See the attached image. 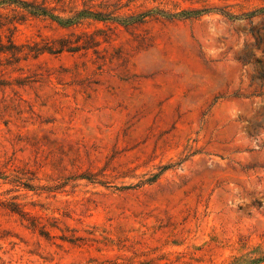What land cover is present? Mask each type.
<instances>
[{"label": "rangeland", "instance_id": "rangeland-1", "mask_svg": "<svg viewBox=\"0 0 264 264\" xmlns=\"http://www.w3.org/2000/svg\"><path fill=\"white\" fill-rule=\"evenodd\" d=\"M26 1L71 23L28 17L13 37L27 58L0 54V200L48 232L0 207V264H226L264 247V0ZM148 10L200 13L123 24Z\"/></svg>", "mask_w": 264, "mask_h": 264}, {"label": "trees", "instance_id": "trees-1", "mask_svg": "<svg viewBox=\"0 0 264 264\" xmlns=\"http://www.w3.org/2000/svg\"><path fill=\"white\" fill-rule=\"evenodd\" d=\"M7 11L11 14H8ZM56 11L57 10L55 8L46 6L45 3L39 5L35 1L29 2L26 0H0V31L9 33L5 36L7 38L6 42H3L2 36L0 35V54H5L6 52H8L16 61L26 59L27 54L22 53L23 48L15 44V41L13 39L18 25L23 24L28 17H46L60 25L71 23L70 19H63L55 13ZM151 11L152 10H148L136 15L126 16V20L123 21V24L132 25L143 23L148 19H158L159 16H162L166 19H174L177 18V16H182V19H192L196 18V16H198V14L200 13V11H195L197 13H193L194 11H182L181 13L171 14L166 13L165 11H161L163 12L162 15H158L156 13H152ZM84 12L90 13L93 16L92 18L97 21L106 20L104 17V13L94 14L91 11L85 10L83 12H79L77 15ZM222 14L225 16H230L228 13ZM254 16L255 13H251L250 17L252 18ZM76 24L78 23H75L74 25ZM240 60H242V62L246 64V61L241 58ZM253 80L264 85V65L263 70L257 76H255ZM0 85L6 86L5 83H0ZM262 115H264V108ZM254 130L256 131L257 127H255ZM16 199L17 198H13L10 202H3L0 200V207L9 210V212L15 215H18L23 222H26L33 229L39 230L41 235L48 236V232L44 230V227L41 226L39 220L36 217L32 216L31 213L26 211L23 205L16 202ZM226 264H264V247L257 246L246 254L233 256Z\"/></svg>", "mask_w": 264, "mask_h": 264}]
</instances>
